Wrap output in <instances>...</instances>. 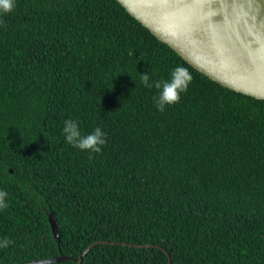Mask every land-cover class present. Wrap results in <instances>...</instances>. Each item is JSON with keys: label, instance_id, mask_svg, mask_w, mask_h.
Returning a JSON list of instances; mask_svg holds the SVG:
<instances>
[{"label": "trees", "instance_id": "obj_1", "mask_svg": "<svg viewBox=\"0 0 264 264\" xmlns=\"http://www.w3.org/2000/svg\"><path fill=\"white\" fill-rule=\"evenodd\" d=\"M14 4L0 13V264H264V100L195 69L117 0ZM177 66L192 82L160 112L141 75ZM69 119L106 134L100 153L66 142ZM97 241L120 244L84 256Z\"/></svg>", "mask_w": 264, "mask_h": 264}, {"label": "water", "instance_id": "obj_2", "mask_svg": "<svg viewBox=\"0 0 264 264\" xmlns=\"http://www.w3.org/2000/svg\"><path fill=\"white\" fill-rule=\"evenodd\" d=\"M117 1L195 69L231 90L264 100V0H188L190 5L187 0ZM49 221L60 243L53 215ZM103 243L120 244L97 241L83 255ZM65 259L24 264H53Z\"/></svg>", "mask_w": 264, "mask_h": 264}, {"label": "clouds", "instance_id": "obj_3", "mask_svg": "<svg viewBox=\"0 0 264 264\" xmlns=\"http://www.w3.org/2000/svg\"><path fill=\"white\" fill-rule=\"evenodd\" d=\"M14 7V0H0V13H11ZM192 79L193 77L189 71L181 66H177L172 70L170 80L167 81H153L150 83L149 74L141 75V83L145 87L151 88L154 86L160 90L159 96L154 98L156 101L155 106L160 112H163L166 107L180 102L181 95L187 92ZM63 133L66 142L81 151L100 153L101 146L106 143V134L99 127L95 128L91 134L81 136L77 122L71 119L64 121ZM7 195V192L0 190V210L7 209L9 206L6 203ZM10 243L11 241L5 238L0 240V247H8Z\"/></svg>", "mask_w": 264, "mask_h": 264}, {"label": "snow or ice", "instance_id": "obj_4", "mask_svg": "<svg viewBox=\"0 0 264 264\" xmlns=\"http://www.w3.org/2000/svg\"><path fill=\"white\" fill-rule=\"evenodd\" d=\"M191 3H192V2H191ZM191 3H189V2H188V0H187V4H189V5H190Z\"/></svg>", "mask_w": 264, "mask_h": 264}]
</instances>
